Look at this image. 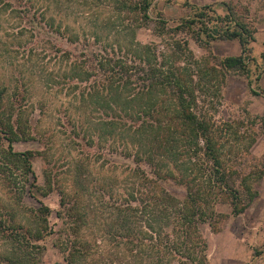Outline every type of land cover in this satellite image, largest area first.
Instances as JSON below:
<instances>
[{
  "label": "trees",
  "instance_id": "16d2710c",
  "mask_svg": "<svg viewBox=\"0 0 264 264\" xmlns=\"http://www.w3.org/2000/svg\"><path fill=\"white\" fill-rule=\"evenodd\" d=\"M153 1L113 0V5L120 13L153 21ZM184 6L189 12L175 25L158 16L160 42H118L108 49L99 46L98 31L82 36L62 23L57 29L72 79L89 86L80 102H94L108 116L92 131L84 129L83 138L93 142L94 132L97 139H124L122 151L133 163L126 183L107 175L91 180L79 160L74 193L55 182L48 169L39 184L34 160L42 151L15 148L16 142L34 138L26 95L10 93L0 83V181L14 192L18 205L9 207L0 197V236L5 242L0 264H42L45 241L53 234L65 264H210L203 228L208 224L218 230L228 217L217 204L229 205L233 216L251 205L257 192L249 175L264 171V153L238 157L240 142L247 139L245 121L235 126L217 123L207 106L209 91H220L234 74L247 78L250 93L264 95V87L255 85L263 69L252 54L255 31L232 2H223V13L188 0ZM189 36L204 55L196 57ZM216 40H237L241 51L217 54ZM257 118L264 134V115ZM227 133L239 145L237 151H228ZM250 138L248 154L257 139ZM239 159L237 165L230 163ZM168 180L182 186L185 195L168 190ZM55 189L61 196L58 230L50 221L52 209L41 198ZM26 193L40 205H25ZM21 208L30 214V223L19 218Z\"/></svg>",
  "mask_w": 264,
  "mask_h": 264
},
{
  "label": "rangeland",
  "instance_id": "374dc122",
  "mask_svg": "<svg viewBox=\"0 0 264 264\" xmlns=\"http://www.w3.org/2000/svg\"><path fill=\"white\" fill-rule=\"evenodd\" d=\"M192 4L212 5L223 13V2H232L255 31V41L251 43L252 54L261 79L255 85L264 87V0H188ZM185 0H154L151 6L153 21L141 20L136 15L118 12L113 0H0V83L7 86L10 93L18 91L26 95L24 105L27 116L35 127L33 137L15 143L17 150L35 149L42 154L34 160L38 183L43 184L44 170H50L55 182L68 192H75V164L82 161L89 169V178L116 176L117 183H126L133 163L123 153L124 139L120 137L96 138L90 142L83 138L84 129H92L102 120L108 119L103 108L94 102H80L82 93L89 90L86 82L72 79L68 62L62 50V34L59 25L75 27L82 36L98 31L102 37L99 46L110 49L116 43L124 45L135 41L160 42L156 31V19L165 18L175 25L178 18L189 12ZM54 20H52V18ZM180 38H186L181 35ZM196 57L205 50L190 36L187 38ZM165 40V39H162ZM213 49L217 54H239L241 45L237 40H216ZM256 67V66H255ZM255 76H253L254 78ZM207 106L211 117L217 123L245 121L247 139L240 142L242 155L261 157L264 153V134L259 131V119L264 115V95L250 93L247 78L242 75H228L220 91L211 87ZM79 131L80 136H77ZM91 131L88 136H91ZM90 134V135H89ZM226 135L227 149L239 147L232 135ZM251 136L256 141L246 150ZM237 151V150H236ZM235 159L234 151L230 154ZM243 157V156H242ZM235 161V160H234ZM230 162L237 165L240 162ZM248 173V172H246ZM249 181L257 192L251 205L240 215L233 216L231 207L217 204L216 209L228 215L214 230L206 224L203 235L209 245L210 264H264V171L250 174ZM166 188L178 196L185 195V189L174 180L164 183ZM0 197L9 207H17L15 194L0 181ZM42 201L52 209L50 221L55 229L61 228V220L56 211L60 194L55 189ZM27 206L40 204L29 194L23 197ZM19 218L31 222L30 214L21 208ZM56 234L49 236L42 264H65L63 254L55 244ZM0 236V250L4 248Z\"/></svg>",
  "mask_w": 264,
  "mask_h": 264
}]
</instances>
